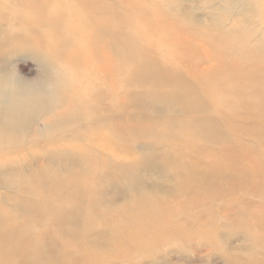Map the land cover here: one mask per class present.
Returning <instances> with one entry per match:
<instances>
[{"label":"rangeland","instance_id":"obj_1","mask_svg":"<svg viewBox=\"0 0 264 264\" xmlns=\"http://www.w3.org/2000/svg\"><path fill=\"white\" fill-rule=\"evenodd\" d=\"M39 1L6 0V5L0 7V78L8 79L2 82L7 87L14 82L36 88L50 84L46 78L54 68L41 63L38 52L28 47L26 41L34 40L41 26L33 23L25 31L28 22L15 14L23 2L36 5L39 13H44L50 0ZM89 1L98 19L124 25V9L132 1L136 7L139 3L168 4L172 14L169 11L167 15L174 18L178 35L172 40V34L164 30L161 33L171 41L174 53L163 47L159 50L154 35L150 44L143 47V53L152 60L148 70L139 74L137 85L133 83L127 91L120 89L121 84L108 88L107 74L101 85L106 95L97 106V117H103L99 126L95 119H73L61 130L59 126L67 123L61 120L54 123L57 131H53L48 128L51 113L28 115L20 140L0 146V208L11 207L18 218L30 222L39 219L37 199L44 193L29 191L34 177L48 191L53 189L50 181L58 179L56 191L64 195L70 192L68 184L74 185L78 176L88 172L96 177L95 188L100 193L93 190L86 199L83 195V203L78 206L79 210L83 207L81 216L73 217L78 234L66 240L73 242L83 236L80 229L84 217L88 218L85 212L91 208L90 201H97L95 217L101 214L99 218L104 223L96 221L90 226L93 231L84 234L85 244L78 248L88 245L89 251L100 255L85 261L77 250L66 254V241L57 236L44 244V257L52 258L51 264H264V96L247 97L255 86L264 84V70L255 67L264 61V0ZM199 28L209 30L212 38L194 36ZM221 33L237 42L227 60L237 58L245 65L242 73L231 71V82H225L221 73L225 66L209 44L216 43L218 39L214 37ZM103 37L110 38V34ZM174 48L182 50L179 53ZM201 73L218 74L214 85L225 92L223 108L211 107L202 97L206 94L195 78ZM115 78L121 82V76ZM163 81L169 84L167 92ZM239 85L243 86L241 97H235ZM179 87L184 89L183 93H177ZM8 98L0 94V104L3 106ZM107 126L110 130H106ZM199 128L210 139L207 146L202 145L200 138H195L197 143L194 141ZM80 133L81 138H75ZM95 137L98 140L90 139ZM104 140L116 150L123 149L122 155H115L110 146L104 147ZM76 148L88 149L92 159L83 160ZM206 149L226 160L206 165ZM141 195L171 223L159 222L152 215L141 222L135 220L132 213ZM53 197L60 200L58 195ZM98 231L102 235L98 233L94 238L93 233ZM14 239V264H30L26 249L21 246V236L15 235ZM94 239L97 240L93 243Z\"/></svg>","mask_w":264,"mask_h":264},{"label":"bare ground","instance_id":"obj_2","mask_svg":"<svg viewBox=\"0 0 264 264\" xmlns=\"http://www.w3.org/2000/svg\"><path fill=\"white\" fill-rule=\"evenodd\" d=\"M154 3L155 5L152 6H146L139 3L137 7L134 6L133 1L129 3L124 9V17L127 22V24L124 25L123 22L116 24L111 23V20L107 18L98 19L96 13H93L90 8L91 5L89 0H53V2L50 0L46 3V11L41 14L39 13V9H37L36 5L23 2L19 12H16L15 14L23 16L28 22V26H25L26 28L24 30L27 31L29 25L33 23H38V26H41H39L40 30L36 32L34 40L29 41L25 39L28 42L27 45L38 52L36 54L41 63H43L46 67H53L54 69L53 72H51L52 74H48V77L46 78L48 79V82H50L49 86H46L47 88L45 86L38 88V85L36 88L33 85L27 86L18 83L16 84L15 82L7 87L8 84L3 83L7 82L8 79L0 78V94L3 96L5 94L9 97V100L7 99L6 101L5 99L3 106L0 104V146L9 142H18L20 140L19 136L21 132L25 130L27 116L34 113H43L46 115H50L51 113L49 119L50 121H48V128L53 131H57V129L53 127L54 123L61 120H65V122H67L66 125L59 126L60 128L63 127V129L68 127V125L73 122V119L76 122L82 120L91 121V119H95L97 126H99L100 123L102 124V115L97 117L99 113L97 106L101 97L106 95L103 90L105 88L101 87V85L102 82L105 81V78H107V74L109 77L105 82L109 83L108 88L113 85L120 86L121 84L122 87L120 86V89H123L124 87L127 91L133 83H136L137 85L139 82L138 80H140L138 77L139 74L145 73L149 68V61L151 62L152 58L151 56H147L143 53V47H145L144 45L148 44L149 41L153 39L154 35L157 36L156 42L159 46V50L163 47L166 48L168 52L173 51L171 49V41L167 39L165 34L161 33L164 30L168 32L169 35L172 34L174 37L172 40L176 39L178 35L175 28L176 23L174 18L167 15V12L169 11L172 14V9L166 3ZM3 5H6V0H0V7H4ZM150 12L158 14L162 18L150 15ZM126 26L129 27V30H127ZM107 32L110 34V38L103 37V34H106ZM197 34L206 38H212L213 36V34L205 28H199V30L194 31V36ZM214 38L218 39V41H215L216 43L214 44L209 42L211 45L210 48L213 49L214 56L220 59L223 62V66H225V70L221 72L225 77V82H231L233 80V74L231 71L238 70V73H242L245 70L243 62L237 58L236 60L231 59L232 61L227 60L230 59V51L237 42L234 38L227 37V35L222 33L218 35V37L215 36ZM176 48H174V50H178L180 53L182 49ZM172 53H174V51ZM248 55L251 56L250 51L248 52ZM158 57L159 56L156 53L154 56V58H156L155 60L159 59ZM164 61H166V59ZM259 63L260 64L255 67L264 70V61H260ZM217 75L218 74L201 73L196 74L195 78L201 83L199 89L202 93L205 92L204 94L206 95H202V97H206L205 100L208 105L211 107L216 105L217 108H223L225 105L223 100L225 92L223 93V91L220 90V87H217L218 84L214 85L216 83L215 80L217 79ZM115 76H121V82L120 80L116 81L117 78H115ZM44 82H46V80H44ZM155 82H157L156 79ZM162 84L165 87V92L169 91V84H166L164 81ZM242 87V85H239L236 88L235 97L237 95V97H241L240 89ZM179 89V91L177 90V93H183L184 89L182 87H179ZM159 92L161 93V90H159ZM260 96H264V84H260L259 87L255 86L252 93L247 97L254 99ZM109 97H111V95ZM113 105L116 107L117 102L115 101ZM218 110H215V112H220ZM106 130H110L108 126ZM116 132L117 130L115 133ZM109 133L112 134L111 132ZM204 133L205 132L200 129L199 133L195 134L193 138L194 141L195 138H200L203 143L202 145L207 146V140L210 139L208 136H205ZM82 134L83 133L78 135L75 134L77 135L75 138H81ZM85 137L87 136L85 135ZM59 138L62 139L60 136ZM71 139L72 138L68 140ZM90 139L98 140L96 137ZM105 139L108 140L107 138ZM104 142V147H111L110 149L113 150L115 155H122L124 151L123 149L118 147V150L117 146L113 144L117 148L116 150L113 146L108 145L109 143L105 140ZM192 144L195 143L192 142ZM79 149L77 151L78 155H80L83 160L86 161L92 159V155L88 149ZM207 151L208 149H206V158L208 160L207 163H205L206 165L210 163H221L226 160L225 156L218 157L214 153H212V158L208 159V156L212 154L210 153V150L209 152ZM61 153L64 154L66 152L64 151ZM130 165L132 164L130 163ZM96 169L103 173L99 166H96ZM80 174L82 175L83 172ZM94 179L96 180V177L91 176L88 172H86L84 176H78V179L74 180L76 182L74 185H67L70 187H68L70 192L68 191L69 193L63 195V192L61 193V191H56L58 179H55L52 182L50 181L53 189L48 191L44 187L45 184H42L39 181V178L34 177L31 180L32 184L29 191L32 190L35 194L44 193L43 195H39L37 199V212L39 213L40 218L31 219L30 222V220L20 217L18 218L14 212L15 210L11 207L0 208V264L15 263V257L13 255L14 251L11 248V244L15 242V235H19V237L21 236V246L26 249V255H28L25 257L30 264L52 263V258L49 259L48 257H44L47 253H45L44 244L48 243L49 240H54L57 236L65 239L66 243L63 249L66 254H71L77 250L81 253L79 255L80 258L85 261H89L90 259H94L95 256H99V252L89 251L88 245L82 249L78 248V246L85 244L83 236L89 232L91 229L90 226L93 227V224H95L96 221V224L104 223L103 220L99 218L101 214L95 217L96 213L94 212V209L99 207V202L97 201H90L89 207L91 208H88L85 212V214L88 213V218L86 217L85 219L84 217L85 223L80 229V231H82L81 235L83 236L73 242L66 240L70 236L78 234V230L75 228L76 219L74 218L78 219V216H81L83 207L79 210L78 206L82 205L84 197L86 199L88 195L90 196L92 194H90V192L93 190L100 193L97 189L98 187L95 188L97 185L95 184ZM64 188L67 189L66 186ZM49 189H51V187ZM46 192L52 193L46 194ZM51 195L54 196L53 198L58 195L60 200L56 201L51 199ZM136 200L139 205H136V210L132 213V215L138 222H141L145 216L152 215V217L157 219L159 222L162 220L165 224L171 223L170 219L165 220V218L161 216L157 207L148 202V198L141 195ZM71 208L74 210H71ZM103 209L101 208L100 210ZM69 216H71V218ZM110 224L111 223H106L105 225L110 226ZM21 225H23L24 228ZM91 231H93V228L90 232ZM117 231H119L118 228ZM99 232L100 231L93 233L94 238H96ZM101 233H99L100 236L102 235ZM96 240L97 239H94L92 242L94 243Z\"/></svg>","mask_w":264,"mask_h":264}]
</instances>
